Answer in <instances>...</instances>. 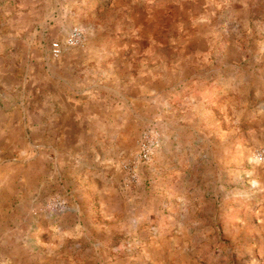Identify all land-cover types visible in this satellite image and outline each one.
<instances>
[{
	"label": "rangeland",
	"instance_id": "rangeland-1",
	"mask_svg": "<svg viewBox=\"0 0 264 264\" xmlns=\"http://www.w3.org/2000/svg\"><path fill=\"white\" fill-rule=\"evenodd\" d=\"M0 264H264V0H0Z\"/></svg>",
	"mask_w": 264,
	"mask_h": 264
},
{
	"label": "built area",
	"instance_id": "built-area-1",
	"mask_svg": "<svg viewBox=\"0 0 264 264\" xmlns=\"http://www.w3.org/2000/svg\"><path fill=\"white\" fill-rule=\"evenodd\" d=\"M81 40H82V32L81 31H79L78 29H73L69 32L68 42L70 44L79 45L81 43ZM53 53H54V56H58L59 48L54 46ZM147 155H148V153L147 154L145 153V158H147Z\"/></svg>",
	"mask_w": 264,
	"mask_h": 264
}]
</instances>
